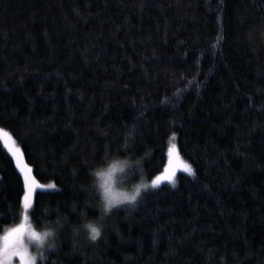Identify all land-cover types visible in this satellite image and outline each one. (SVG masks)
<instances>
[{"label": "trees", "instance_id": "trees-1", "mask_svg": "<svg viewBox=\"0 0 264 264\" xmlns=\"http://www.w3.org/2000/svg\"><path fill=\"white\" fill-rule=\"evenodd\" d=\"M0 127L55 185L29 209L59 225L40 264H264V0H0ZM170 138L192 172L104 216L92 169L127 155L148 181ZM24 192L0 140V235Z\"/></svg>", "mask_w": 264, "mask_h": 264}, {"label": "clouds", "instance_id": "clouds-1", "mask_svg": "<svg viewBox=\"0 0 264 264\" xmlns=\"http://www.w3.org/2000/svg\"><path fill=\"white\" fill-rule=\"evenodd\" d=\"M142 164L127 155H111L105 157L91 171L93 188L98 196V208L104 216L109 215L113 209L124 206H135L143 193L148 190L141 180L140 169ZM56 226H33L24 232L27 246L38 253L49 251L56 247ZM84 229L88 239L96 241L103 230V226L95 221H86Z\"/></svg>", "mask_w": 264, "mask_h": 264}, {"label": "rangeland", "instance_id": "rangeland-1", "mask_svg": "<svg viewBox=\"0 0 264 264\" xmlns=\"http://www.w3.org/2000/svg\"><path fill=\"white\" fill-rule=\"evenodd\" d=\"M0 140L3 144V146L5 147V149L12 156V158L15 162L16 168L18 169V171L22 175L23 180H24V173L21 171V169H24L25 171L28 172L29 182H31L34 178L31 175L30 171L28 170V167L24 164V162L20 158V155L18 152L19 148H18L17 143L15 142L13 137L11 136L10 132L8 130L2 128V127H0ZM9 149H12V151H9ZM13 153H15V155ZM187 166H188L187 162L182 158V156L179 153L175 139L170 138L168 141V145H167V161H166V164H165L163 170L160 173H158L157 175H155L154 177H152L150 180L145 181V183L147 185H149L148 189H152L154 187H152L151 181L153 179H155L157 176L163 177L168 172H171L174 174L173 179H175L176 173L179 171H184ZM161 183L172 184V182L162 179L157 185H159ZM41 185H50V184H41ZM24 187H25V180H24ZM45 188H47V187H45ZM33 195H34V193H33ZM29 209L26 210L24 208L23 199H22V213L20 215V218L16 223L7 226V228H5L3 230V232L1 233V235H0V249L3 248L4 237L6 235H8L9 232H11L13 229L17 228L20 225H24L25 226V232H26L27 229L33 227L32 223L30 222V218H29ZM25 217H27V219H25ZM23 247L26 251L27 257L31 258L34 261V264H40L39 261L41 260V255L43 253V250H41L38 253L35 249L29 248L27 246L25 240H24V237H23ZM0 264H25V261H22L19 257H12V258L6 260L3 256L2 252H0Z\"/></svg>", "mask_w": 264, "mask_h": 264}, {"label": "snow or ice", "instance_id": "snow-or-ice-1", "mask_svg": "<svg viewBox=\"0 0 264 264\" xmlns=\"http://www.w3.org/2000/svg\"><path fill=\"white\" fill-rule=\"evenodd\" d=\"M9 151H12V149H9ZM15 155V153H13ZM187 172L191 173L192 168L190 166H187L185 169ZM21 171L24 173V180H25V192L23 196V206L27 210L32 206V198L33 193L37 188H54L55 185H41L35 182L33 179L31 182H29V176L28 172L24 169H21ZM174 174L171 172H168L163 177L157 176L155 179L151 181L152 187H156L157 184L163 179L175 183V180L173 179ZM27 219V217H25ZM25 232V226L20 225L17 228L13 229L11 232H9L8 235L4 237V244L3 248L0 249V252H2L4 258L10 259L12 257H19L22 261H25V264H34V261L27 257L26 251L23 247V237Z\"/></svg>", "mask_w": 264, "mask_h": 264}]
</instances>
